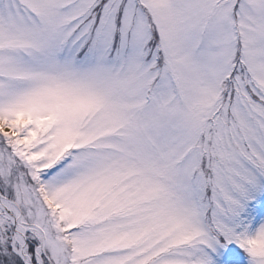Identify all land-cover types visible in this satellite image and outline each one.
Segmentation results:
<instances>
[{
	"label": "snow or ice",
	"instance_id": "snow-or-ice-1",
	"mask_svg": "<svg viewBox=\"0 0 264 264\" xmlns=\"http://www.w3.org/2000/svg\"><path fill=\"white\" fill-rule=\"evenodd\" d=\"M0 264H264V0H0Z\"/></svg>",
	"mask_w": 264,
	"mask_h": 264
}]
</instances>
